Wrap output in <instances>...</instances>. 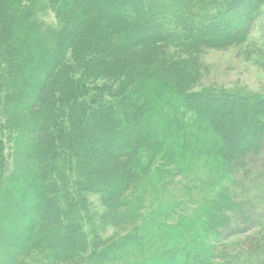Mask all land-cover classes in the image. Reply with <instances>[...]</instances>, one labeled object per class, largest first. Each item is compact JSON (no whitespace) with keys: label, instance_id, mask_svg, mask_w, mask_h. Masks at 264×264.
<instances>
[{"label":"trees","instance_id":"16d2710c","mask_svg":"<svg viewBox=\"0 0 264 264\" xmlns=\"http://www.w3.org/2000/svg\"><path fill=\"white\" fill-rule=\"evenodd\" d=\"M263 5L0 0V260L264 264L261 213L231 190L264 176V167L255 172L264 164V90L195 89L201 48L247 41ZM248 48L264 65V49ZM175 174L206 194L197 221L174 225L176 244L148 252L146 225L89 240L88 192L100 193L106 214L120 213L127 190L147 180L165 192ZM190 200L175 202L165 221Z\"/></svg>","mask_w":264,"mask_h":264},{"label":"rangeland","instance_id":"374dc122","mask_svg":"<svg viewBox=\"0 0 264 264\" xmlns=\"http://www.w3.org/2000/svg\"><path fill=\"white\" fill-rule=\"evenodd\" d=\"M254 43L264 49V5L247 41L227 48H201L200 60L203 62V73L195 89L226 88L251 92L264 90V65H262L256 54L248 52V47H251ZM261 164L259 163L256 166L255 172L264 167V164L262 166ZM201 169L205 170L206 168L198 167V173H201ZM190 170L192 173L195 171L194 168ZM192 177H194V174ZM263 179L259 177L255 179V182L247 186L250 187L247 190L240 188V190L235 191V187L231 188L235 199H238V196L246 197L244 202H248L255 210H258V213H261V216H256L257 223L260 224L264 220ZM172 180L168 188L166 187L165 192L160 189L161 186L150 181L147 182V180L145 185L138 190H133L132 187L126 192V203L121 207L120 213L117 212L118 209H115V214H106L99 192H88L89 217L85 221L83 220V229L88 233L89 240L95 239V237H101L104 241L118 240L146 225V229L154 240L157 239L159 231V233L166 235L161 243L156 240L150 242L146 238V244L151 247L148 252L163 251L164 248L172 246L169 243L176 244L173 234H170L174 231V225H186L191 217H194L195 220L196 216L201 215L204 210L203 205L205 204L206 194L198 192L195 182L188 186V179L183 175L175 174ZM203 187L209 193V185L205 184ZM145 197L147 198L146 201H141ZM190 199H195V201L191 202ZM186 200H190V203L186 205L183 211L181 209L177 216L171 214L173 217L170 219L166 217L167 221H165L164 214L175 205V202L178 205L183 202V205ZM224 234H228V231H224ZM242 238L243 236L231 238L228 241L229 248H237V240ZM85 259L86 256H81L79 260L71 261L68 264H88ZM4 263L10 264L6 262V258L0 260V264ZM47 263L49 261L45 255L34 253L29 254L20 264Z\"/></svg>","mask_w":264,"mask_h":264}]
</instances>
